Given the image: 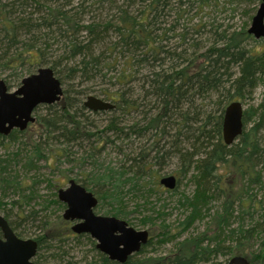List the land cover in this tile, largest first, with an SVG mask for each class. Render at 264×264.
Returning a JSON list of instances; mask_svg holds the SVG:
<instances>
[{"label":"trees","instance_id":"16d2710c","mask_svg":"<svg viewBox=\"0 0 264 264\" xmlns=\"http://www.w3.org/2000/svg\"><path fill=\"white\" fill-rule=\"evenodd\" d=\"M32 2L31 0H0V72L8 70L11 75H16L27 70L31 75L35 70L37 71L48 64L46 57L52 48L47 44L46 39L51 37L46 36L41 39L40 36L38 38V40L41 39L40 41L34 38L36 34L43 31L41 26L44 24L66 28L68 30L62 29L63 37L77 39L79 21L74 16L57 10V14H53L50 20H46V17L42 16L40 18L41 25L37 23L38 19L34 18L35 11L32 9ZM87 2L93 3L91 0ZM116 3H118L117 0ZM171 6H173L172 0H151L147 10H144L141 15L143 18L141 22H138L136 17L121 12V16L115 19L112 28L119 37L118 39L133 40L143 49L147 48V53L144 54L146 58L165 59L163 63H160L159 69L149 70L146 73L145 69H141L142 66L138 60L133 57L134 53L128 54L120 67L117 66L121 64L105 63L103 61L105 54L108 53V56H111L112 52L104 50L106 53L97 54L101 49V47H97L99 45L97 43H104L110 35L108 36L106 32H96L89 26H87V30H91L94 35H88L91 37L90 41L93 36L95 37V44L89 41L86 42V45H75L70 49L69 53L73 60L68 63L74 65V67L70 66L71 71L79 69L78 73L83 74L87 81L98 78L105 68H111L110 72L114 73L110 79L114 80L113 83L118 87V91L102 94L115 106L110 111L113 115L108 121L106 130L99 134H89L86 123L82 120L83 113L80 116L81 119L78 120L75 115H70L72 110L70 103L64 105L62 101L54 106H42L36 110V113L40 109H45L48 113L53 112L65 119V121L63 118L60 120V122L64 121V124H57L56 119L47 121V116L41 117L40 120L37 119L39 131L44 132L50 129L53 132L60 131V138L68 141L70 139V142H65L67 144L75 140H90L95 137L101 146L112 142H123L124 139L132 137L146 138L151 135L155 141L152 150L158 148L155 156L152 157L155 161L154 165L178 158L183 163L181 172L194 170V181L197 182L198 192L195 198L186 199V204L190 205V211L189 216L182 222L184 230L182 228V232L178 235L164 231L160 235L162 239L157 243L162 246L169 243L175 244L181 233L209 215L211 223L208 229L196 237L185 238L177 242L175 249L169 253L158 257L139 258L147 247L153 245L154 238L151 237L149 243L139 253L132 256L126 264H214L220 258L226 260L225 263L218 264H227L231 258L236 256H243L249 260L250 264H256L264 260V144L261 143L259 137V131L264 127V103L261 105L262 112L258 124L250 131L245 132L238 144H233L230 147L225 145L222 126L226 107L233 101L244 100L246 95H251L257 87L258 78L264 74V53L243 47L245 42L252 38L248 36L246 30L230 33L221 48H217V44L210 46L191 43L183 34L180 37L182 42L180 41L178 45L168 44L167 32L159 35L155 30L149 29V25L159 16L170 18L169 15L174 10ZM183 14H179L178 21L183 19ZM178 21L175 20L173 23L178 24ZM206 26L204 24L196 32H201ZM73 28L77 29L76 32ZM184 30L185 33H188L192 29L184 27ZM223 37L226 36H220L221 39L217 43L222 41ZM2 41L4 42L2 43ZM20 41L22 42L21 47L17 52L8 53L5 51V45L11 46ZM185 44H189L192 49L190 54L187 49L179 52V48ZM69 64L67 65L69 66ZM236 65L239 67V72L234 76L232 69ZM59 66H61L60 61L55 60L49 68L54 71L57 78L62 80ZM229 81L232 83L230 87L226 88V82ZM6 84L8 88H11L9 80L6 81ZM233 90L234 93H232ZM140 92L152 96L153 98L150 99L155 101L154 106L151 105V108L147 110L141 106L140 102L133 100L132 97ZM191 98L210 100L216 98L218 110L209 111L207 104V109H202L198 113L194 110L195 112L192 113ZM84 111L100 113L92 112L87 108L82 109V112ZM152 111H154L153 115L150 114ZM121 114L124 116L133 115L131 126L120 127L123 121L120 118ZM175 114L180 120L178 123L180 131L174 135L176 140L172 151L167 150L166 146L162 147L161 142L170 136V132L167 130L172 126V123L169 120ZM136 116H139L140 120H137ZM246 116L245 112L244 121L247 125ZM192 122L194 124L190 126ZM23 132L25 131L15 130L10 133V141L18 140L19 135ZM108 132L113 133L115 140L105 136ZM3 137L7 139L5 136ZM181 137L183 141L179 147L178 139ZM54 139L58 140V138ZM148 155L142 152L138 158L135 157L131 160L132 163L128 169L132 174L126 167H123L117 170L114 168L105 169L100 177L94 175L96 179L89 182L93 183V190L87 188L89 184L86 179L81 181L83 186L97 196L99 200L98 212L105 209L103 205L106 204L111 206V209L107 210L105 215L112 214L117 218H127V214L124 212L125 191L127 187L132 190L139 187L138 185L148 170L144 163L139 165L138 160H143V157L148 158ZM199 156L201 157L195 160ZM35 159H43V149L40 143L35 145L34 150L28 155L26 165H32ZM9 161L7 160L5 163L8 164L0 169V187L3 188H8L13 184L10 180L11 174L8 173ZM222 166L225 167L226 172L230 170L228 173L225 172V175L218 174ZM127 172L130 174L129 176ZM179 183L178 181L177 184ZM29 197L31 198V196ZM216 200L221 202L220 209L210 215L212 204ZM55 203L62 206L59 199ZM62 207L64 208V206ZM4 217L16 235L23 238L25 234L17 231L19 223L14 225L9 221L8 215ZM246 219L251 220L250 225L245 224ZM232 223H235L237 227H233ZM44 225L47 227L48 222ZM44 231L45 234L35 239L39 246L36 257L38 264H43L41 251L48 247L54 248L56 245H62L66 240L72 238L71 229L61 218L57 226L49 224V227ZM80 237L87 236L81 235ZM88 238L90 239V237ZM257 239L261 240V244L256 254L249 244ZM59 250L62 251V254L59 256L55 253L54 256L59 261H63L64 254L67 252L62 250L61 246ZM102 260L104 264H118L111 262L104 255H102ZM44 262L47 261L44 260ZM67 264H73V262Z\"/></svg>","mask_w":264,"mask_h":264},{"label":"rangeland","instance_id":"374dc122","mask_svg":"<svg viewBox=\"0 0 264 264\" xmlns=\"http://www.w3.org/2000/svg\"><path fill=\"white\" fill-rule=\"evenodd\" d=\"M121 1L117 0L119 4L123 3ZM186 1L189 2V6L187 13H184V16H182L184 24H188L191 28H199L207 23L208 26L213 25L220 32L223 30H228L229 32H239L242 29L248 30L251 27L252 18L256 12L254 10H257L259 6L258 0L254 3H250L247 0ZM214 28L212 30L216 32ZM52 39L56 40L55 38ZM203 40H206V38ZM212 40L213 37H210V41ZM246 46L248 47L247 49L264 53V40L257 43L250 40L246 43ZM101 52L102 50H99L97 54ZM61 54L62 52H58V56ZM60 59L62 60L63 56ZM60 59L53 57V52H50L46 57L48 64L44 65V67H51L53 61L58 60L61 62ZM70 60H73V58L70 56L67 59V55L65 54L62 65L60 63L61 66L58 67L59 71H61L64 90H66L63 103L64 105H68V102L73 100L72 103L74 105L70 111V115H75L79 120L83 113L82 120L86 123V129L89 134H99L101 131L106 130L108 121L113 115L110 112L111 110L98 111L100 113L97 114L87 111L82 112L81 108L89 96L109 101L102 94H111L118 91V87L113 83L114 80L110 79L114 73L110 72L106 74L105 72V78L101 81L96 80L101 83L100 85L92 86L90 94L78 97L73 90L78 91L79 88L76 87L78 81H72L73 75L70 74L67 66ZM235 70L233 72H236ZM27 76H29L27 70L19 72L16 75H11V72L8 70L0 72L1 79L10 81L11 91L17 90L22 79ZM262 78L263 80H261L259 87L255 89L251 97L246 95V98L241 101L244 111L251 114L246 131H250L253 127H256L260 120L261 105L264 103V77ZM230 85L231 81L226 82V88L230 87ZM234 92L233 90L232 93ZM74 99L76 100L74 101ZM198 104L199 102L197 106ZM207 104L209 105V111L215 112L218 110L216 98H212V100L207 99ZM195 106L196 104L192 105V113L195 110ZM47 114V110L40 109L36 113V118L40 120L41 117L44 118ZM136 118L140 120L139 116H136ZM38 120L37 123L29 125L28 129L21 133L16 141H10L0 136V169L2 166L8 164L5 163L7 160H10L8 173L11 174L10 180L13 182L12 186L8 188L0 187V214L2 216L8 215L9 221L13 222L14 225L19 223L17 231L25 234L23 236L24 240H35L37 237L45 234L44 230L49 227V224L57 226L60 218L63 220L62 216L65 205L61 203L64 206L63 208L56 204L55 201L58 199V191L67 188L70 180H75L82 185L81 181L86 179L89 184L87 188L93 190V183L89 182L92 179H96L94 175L100 177L105 169L108 168L117 170L126 167L129 171L128 168L132 163L131 160L135 157L138 158L142 152L145 155H149L148 158L143 157V160L139 159L138 164L142 165V163L149 162L150 165L146 168L148 172L137 189L126 188L124 212L127 214V218H119L128 222L130 226L138 231H149L150 236L154 238L153 245L147 247L139 258L158 257L169 253L175 249L177 242L185 238L196 237L208 229L211 223L209 215L195 222L187 231L181 233L175 244L169 243L162 246L157 243L158 240L162 239L160 235L164 231H170L178 235L182 232V228L184 230L182 222L189 216L190 211V205L186 204V199L196 197L198 186L197 182L194 181V170L181 172L183 163L178 158L167 160L160 165H154L155 161L152 157L155 156L158 148L152 150L153 143L155 142L153 136L149 135L146 138L132 137L124 139L123 142H112L111 144H104L102 146L97 143L95 137L90 140L79 139L67 144L65 143L68 141L67 139L60 138V131L53 132L51 129L44 132L39 131ZM121 123V128L131 126L133 115L125 116ZM112 134L108 132L105 136L115 140ZM259 137L264 139V127L259 131ZM54 138H58V140ZM175 140L174 133L170 131V136L161 142V146H166L167 150L173 151L174 149L172 148ZM182 141V137L178 139L179 147L182 145ZM68 142H70V139ZM239 142L240 140H237L235 144ZM38 143L41 144L43 149V159H35L32 165H26L28 155ZM200 157H196L195 160ZM229 171L226 172L225 167L222 166L218 174L225 175ZM130 173L132 174V172ZM127 175L129 176L130 174L127 172ZM168 176H175L180 182L173 190L166 189L160 183L162 178ZM220 203V201L216 200L212 204L210 215L220 209ZM103 206L105 209L98 212V208H96L95 212L103 216H112V214L105 215L106 211L111 209V206L106 204ZM250 221V219H246L245 224L250 225ZM47 222L48 226H43ZM66 223L71 229L72 225L68 222ZM232 224L233 227H237L235 223ZM42 226L43 228L41 229ZM71 237L62 245L55 244L57 247H48V249L41 251L43 264H67L68 262H73V264H104L103 260L99 258V255L102 256V253L96 248V241L90 238L93 241L90 242L87 239L88 236L80 237L74 235V232L71 234ZM260 244L261 240L257 239L252 241L249 246L257 254ZM60 246L62 250L69 252L66 256L64 255L63 261H59L54 256L55 253L57 255L58 252H62L59 250ZM44 260L47 262H44ZM225 260L224 258H220L214 264L225 263ZM256 264H264V260Z\"/></svg>","mask_w":264,"mask_h":264},{"label":"water","instance_id":"95a60500","mask_svg":"<svg viewBox=\"0 0 264 264\" xmlns=\"http://www.w3.org/2000/svg\"><path fill=\"white\" fill-rule=\"evenodd\" d=\"M261 9L254 17L249 33L256 39L264 38V0ZM51 68L42 67L37 73L25 77L22 85L10 91L5 81L0 78V135L6 136L15 129L25 131L29 124L36 122L35 110L43 104L59 102L62 96V85L55 78ZM92 111H109L115 108L110 102L89 97L85 103ZM243 107L239 102L231 103L223 118V141L232 146L243 134ZM161 185L168 190L177 186V178H162ZM58 199L66 205L63 219L74 223L72 231L77 235H90L97 242V249L110 261L126 264L139 253L150 241L147 230L138 231L128 222L113 216L97 215L95 209L98 199L75 180L69 186L60 189ZM0 264H38V243L33 239L19 238L11 228L8 220L0 214ZM227 264H250L242 256L233 257Z\"/></svg>","mask_w":264,"mask_h":264},{"label":"bare ground","instance_id":"6f19581e","mask_svg":"<svg viewBox=\"0 0 264 264\" xmlns=\"http://www.w3.org/2000/svg\"><path fill=\"white\" fill-rule=\"evenodd\" d=\"M33 1V10L35 11L34 13V18L35 20L38 19L37 23L41 24V20L40 18L42 16L46 17V20L49 19L53 14H57L56 11L60 10L63 13L68 14L69 16H74L78 21H79V30L76 33L77 39H68L66 37H63V31L62 29L68 30L66 28H60V27H54L51 25H42L41 29L43 30L42 32L36 34V36H34V38H36V40H38V38L41 39L42 37H51L50 39L47 38L46 42L47 44L50 46V48H52L53 52V57H55L56 59H60L63 56V59L61 60V65L62 62L64 61V55H67V59H69V57L71 56L69 51L70 49L75 46V45H86V42H89L91 37H89V35H94L91 33V30H87V26L91 27L92 29L96 30V32H106L107 35L109 36V39L105 40L104 43H97L99 44L97 47H101L100 50H102L103 53L104 50L108 51V52H112L111 56H107L108 53L105 54L104 57V62L107 64H113V63H117L121 64L117 67L122 66L124 58H127L128 54L130 53H134L133 57L136 58L138 60V62L140 63V65L142 66L141 69H145L146 73L149 72V70H156L160 63H163L165 61V59L163 58H158V59H148L144 56V54L147 53L146 49L144 47L136 44L135 42L132 41H125V40H120L118 39L119 37H117L115 31L112 29L113 28V23L115 22V19L121 16V12L124 14H129L131 17H136V20L138 22H141L143 20V18L141 17V15L143 14L144 10H147V7L149 5V2L151 0H122L121 2H123L122 4L116 3V0H102L103 2H100L101 0H91L93 1V3H88L87 1L89 0H31ZM173 1V6H171V8H173L174 10L170 13V18H166L163 16H159L158 18L152 20L151 25H149V29L151 30H155L159 35L161 33L167 32V36L169 38L168 40V44H172L173 46L178 45L180 43V41L182 40L180 37L181 35H185L188 39L190 40L191 43H199L202 45H216L217 48H221L224 43L227 41V38L230 36L229 34L232 32H229L228 30H226L227 32L223 31H219L217 28H214L213 25H209L206 23L205 25L206 28L203 29L201 32L197 33L196 30L201 28H195L193 30V28L189 27L188 24H184V19H180L178 21V17L179 14H183V13H187V8L189 6V2L186 0H172ZM250 3H254L256 0H247ZM259 1V6L256 11L253 18H252V22L254 17L257 15L258 11L261 9V4L262 1ZM172 19V20H170ZM177 20V23H173V21ZM252 25V23H251ZM184 27H188L190 30V32L185 33ZM212 28H214L216 30V32H214V30H212ZM251 28V27H250ZM249 28V29H250ZM249 29L246 30L248 36L252 37L251 39H248L245 44L243 45V47H245L246 49L248 48L246 46V43L250 40L257 42L263 41L264 38H260V39H256L253 35H251L249 33ZM73 30L76 32V28H73ZM245 29H242L241 31H243ZM110 31V34H109ZM239 31V32H241ZM185 33V34H184ZM89 34V35H88ZM225 35L226 37L222 39V41H219L217 43L218 40H220V36ZM210 37H213V40L210 41ZM55 38L56 40L52 39ZM204 38H206V40H203ZM41 39H39L38 41H40ZM94 39L95 37L93 36L92 40L90 41V43H94ZM4 41H2L3 43ZM182 42V41H181ZM21 41L18 44H13L11 46H9L8 44L5 45V51H7L8 53H15L17 52L20 47H21ZM48 46V47H49ZM59 47V48H58ZM192 48V47H191ZM82 49L84 50V47H82ZM189 50L188 54L191 53L190 46L189 44H185L182 48H179V52H182L183 50ZM250 50V49H248ZM58 52H62L61 55L58 56ZM98 53V52H97ZM59 57V58H58ZM154 63V64H152ZM68 66V65H67ZM71 67H74V65H70ZM71 67L68 66V70L70 72V74L73 75V79L72 81H78V84L76 85L78 89L75 90V93L78 95V97H82V96H86L88 94L91 93L90 88L94 85H100L101 83L97 82L96 80H102L103 78L106 77L107 73H110L111 68H105L101 74L99 75L98 78H96L93 81H87L86 79H84L83 74L78 73L79 69H75L74 72L71 71ZM109 67V65H108ZM159 69V68H158ZM237 69V70H235ZM236 72H233V71ZM106 72V74H105ZM239 72V67L236 65L233 67L232 69V73L233 74H238ZM55 75V73H54ZM56 76V75H55ZM264 74L261 75V77L258 78L257 81V87L255 89H257L261 83V80H263ZM57 78V76L55 77ZM59 79V78H57ZM59 81L61 82L62 85V96H61V100L59 102H55L53 104H43L40 105L39 107L42 106H54L60 102L63 101L64 95L66 93V90H64V84L63 81L59 79ZM232 83V81H231ZM22 85V82L20 83L19 87ZM92 89V88H91ZM255 89L253 90V92L251 93V95L254 93ZM251 95H248V97H251ZM92 97V96H89ZM87 97V100L88 98ZM132 97V96H131ZM184 97V96H183ZM182 97V99H183ZM95 98V97H94ZM133 100H136L138 102H140L141 106L145 109H150L151 105L154 106V100L150 99L153 98L152 96H148L144 93H137V95H135L134 97H132ZM78 99V98H77ZM186 99V98H184ZM76 99H74L75 101ZM87 100L82 104V109H85V103L87 102ZM131 101V100H130ZM192 105L196 104L195 106V111L196 113L200 112L202 109H206L207 108V99L206 98H191L190 99ZM73 100H71L70 105L73 108L74 103H72ZM199 102L198 106L197 103ZM233 102H239L242 104L243 107V103L241 101H233ZM232 102V103H233ZM231 104V103H230ZM229 104V105H230ZM228 105V106H229ZM227 106V107H228ZM226 107V109H227ZM225 109V111H226ZM194 111V112H195ZM154 111H152L150 114H152ZM193 112V113H194ZM247 120L251 117V114L249 112H247ZM149 114V115H150ZM154 114V113H153ZM152 114V115H153ZM225 114V112H224ZM151 115V116H152ZM34 117H36V113L33 114ZM47 121H53L54 119H56L57 124H64L65 119L63 117H59L56 114H54L53 112H49L47 114ZM124 115L121 114L120 118L121 120L124 119ZM244 117H245V111L243 109V134L246 131V127L247 125L245 124L244 121ZM64 119V121L60 122L61 119ZM224 118V116H223ZM194 120V119H193ZM172 123V126L169 127V129L167 131H171V133H174V135L177 134L178 131H180V128L178 126L179 123V117L175 114L172 116V118L169 120ZM176 124V125H175ZM194 124V122H192L190 124V126H192ZM223 127V126H222ZM102 132V131H101ZM243 134L238 138V140L243 136ZM7 138V140L9 139V135L5 136ZM261 139V138H260ZM261 143L264 144V139H261ZM227 146V145H226ZM229 147V146H228ZM150 165V163H145V166L147 168V166ZM87 239L91 241V239H89L87 237ZM67 253H69L68 251H66ZM65 253L64 255L66 256ZM62 253H57V255H61ZM100 260H102V256L99 255ZM230 261V260H229ZM228 261V262H229Z\"/></svg>","mask_w":264,"mask_h":264},{"label":"flooded vegetation","instance_id":"af4514ba","mask_svg":"<svg viewBox=\"0 0 264 264\" xmlns=\"http://www.w3.org/2000/svg\"><path fill=\"white\" fill-rule=\"evenodd\" d=\"M83 187H85V186H83ZM86 188V187H85ZM95 195V194H94ZM96 196V195H95ZM96 198H97V196H96ZM98 199V198H97ZM98 205H99V200H98ZM98 207V206H97ZM96 213V212H95ZM97 214V213H96ZM97 215H100V214H97ZM72 226L74 225V223H70ZM85 236H88V237H90L91 238V236L90 235H87V234H84ZM92 239V238H91ZM93 240V239H92ZM95 241V240H94ZM38 248H39V246H38ZM96 248H97V242H96Z\"/></svg>","mask_w":264,"mask_h":264}]
</instances>
